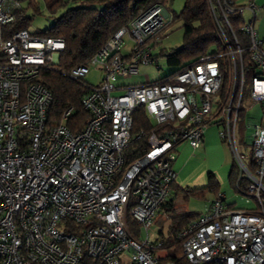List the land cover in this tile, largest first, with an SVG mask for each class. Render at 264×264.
Wrapping results in <instances>:
<instances>
[{
	"label": "built area",
	"instance_id": "obj_1",
	"mask_svg": "<svg viewBox=\"0 0 264 264\" xmlns=\"http://www.w3.org/2000/svg\"><path fill=\"white\" fill-rule=\"evenodd\" d=\"M23 1L0 0V264H174L163 262L167 249L150 232L176 178V146L199 147L211 125L239 166L237 180L248 178L257 207L229 208L219 196L175 239L191 264H264V47L256 4L206 0L218 48L157 82L125 84L152 61L171 20L168 6L155 4L118 29L67 71L80 81L90 65L101 70L99 83H84L89 118L73 133L63 123L47 125L51 95L39 81L59 63L63 39L28 29L3 37ZM235 13L244 20L241 38L229 18ZM249 68V102L261 106V121L245 122L253 172L237 138ZM139 107L153 126L133 133Z\"/></svg>",
	"mask_w": 264,
	"mask_h": 264
},
{
	"label": "trees",
	"instance_id": "obj_2",
	"mask_svg": "<svg viewBox=\"0 0 264 264\" xmlns=\"http://www.w3.org/2000/svg\"><path fill=\"white\" fill-rule=\"evenodd\" d=\"M78 2L76 6H68L69 0H49L45 7L54 13L56 8H63L60 15L54 18L52 25L40 32L39 35L45 37L61 38L64 41V49L59 53V63L51 69L40 72L39 81L49 90L51 95L50 104L47 108V125L63 123L71 132L80 131L89 118V113L84 109L81 98L84 92V79L76 81L67 76V71L72 67L83 64L94 56L111 36L120 28H127L136 17L142 15L153 5L163 3L168 6L171 12V20L164 28L167 29L176 23H181L183 29L182 42L168 50L161 49L159 55L166 57L169 65L174 70L168 75L163 76L157 81H161L171 75H175L180 70L186 68L196 60L218 48V38L211 21L206 0H186L180 12L172 11L169 7V0H71ZM238 0H232L234 5H240ZM28 6L37 10L35 0H28ZM27 7H21L15 14L13 21L4 26L3 37L21 29H28L31 17L26 14ZM231 24L238 34L243 37L240 27L243 24V17L237 13L229 16ZM161 42V41H160ZM159 42V43H160ZM153 58V56H152ZM96 65H90V67ZM98 67V66H97ZM255 74L253 68H249L246 74L245 96L243 109L240 114L238 134L240 139L244 138L245 111L249 107V87ZM93 85V84H91ZM71 108L67 117L63 118V113ZM153 124L147 118L144 109L139 107L133 113L132 132L136 133L141 128L150 130ZM244 140V139H243ZM243 142V141H242ZM135 143V142H133ZM132 144L131 146H133ZM130 146V147H131ZM250 161V162H249ZM244 163L248 170L254 171V160L251 159ZM238 166L231 164L228 175V182L236 192L247 195L246 187L249 183L248 178H240ZM236 182L238 183L236 185ZM171 188L174 195L183 190L181 187L172 183ZM213 193L217 198L219 194V183L212 173L207 174V184L202 188H195L188 191L197 197L205 196V193ZM171 195V194H170ZM175 197L163 204L161 210H165L168 223L161 226L157 232L158 239L162 240L163 246L167 249V256L163 262L174 264H191L183 257L181 244L176 241V234L188 223L196 220L202 214L196 212L175 213ZM161 210L157 217L161 216ZM255 210V209H247ZM164 214V213H163ZM156 217V218H157ZM155 222V221H154ZM127 224L131 233L138 236V223L127 217ZM201 264H223L218 261H211Z\"/></svg>",
	"mask_w": 264,
	"mask_h": 264
},
{
	"label": "rangeland",
	"instance_id": "obj_3",
	"mask_svg": "<svg viewBox=\"0 0 264 264\" xmlns=\"http://www.w3.org/2000/svg\"><path fill=\"white\" fill-rule=\"evenodd\" d=\"M28 0L22 2V7H27L26 14L31 17V22L28 27V30L31 32H40L47 28H49L55 17L61 14L63 8H56L54 13H51L46 7L43 0H35L37 5V10H34L32 7L28 6ZM186 0H169V7L172 11L180 12ZM249 0H239V4H247ZM78 2H72L69 0L68 6H76ZM256 4V3H255ZM264 4L257 3L256 6L258 9L255 12V29L259 33V35L264 39ZM250 17L249 13L246 11L244 13V19H248ZM38 34V33H37ZM183 29L181 27V23H176L171 27L165 29L161 35V42L156 45V47L152 50L153 58L149 64H140L138 67V75H135L132 79L125 81V84H136V83H150L156 81L157 79L162 78L163 76L168 75L170 72L174 70L172 65H169L167 59L163 55H159V51L161 49H170L175 46H179L182 42ZM127 39L128 46L131 44V40L125 36ZM264 45V44H263ZM129 47L123 48L124 51H127ZM83 79L90 84H97L101 79V70L97 66H92L89 68L88 73L83 77ZM118 83V82H117ZM215 125L209 126L210 128H217ZM238 138V148L239 150L245 151L247 154L251 155V150L249 147H245L240 140L239 134ZM183 143V142H181ZM179 145H182V144ZM185 144V143H184ZM188 145V144H187ZM227 148V155L229 157L230 163H234L238 166L235 161L232 153ZM188 155H192V150L189 148ZM199 161L194 160L193 158L189 160L187 164V169L184 170L183 175L181 174V180L178 176L179 184L183 190L177 192L176 195H173L176 199V205L174 207L175 213L181 212H199L200 214L204 213V209L206 204L210 199L214 197L213 193H205L203 197H197L193 194H189L188 191H191L195 188L205 187L207 182V172L204 174L203 167L198 164ZM174 163V162H173ZM173 167V165H172ZM178 162L175 163V171L177 172ZM238 172L240 174V169L238 166ZM178 174V173H177ZM182 176L183 179L182 180ZM177 180V181H178ZM181 182V183H180ZM183 186V187H182ZM221 195L225 198L227 203H232L236 207L250 208L256 205L252 194L247 193L241 194L236 192L234 188H231L227 183L221 185ZM168 223L167 215L161 214V216L155 219L154 225L152 227V232H150V238H153L157 235L158 230L161 226H166Z\"/></svg>",
	"mask_w": 264,
	"mask_h": 264
},
{
	"label": "crops",
	"instance_id": "obj_4",
	"mask_svg": "<svg viewBox=\"0 0 264 264\" xmlns=\"http://www.w3.org/2000/svg\"><path fill=\"white\" fill-rule=\"evenodd\" d=\"M43 1L46 4L49 0H43ZM249 1H253L256 4L257 3L264 4V0H249ZM255 19H256V17H255ZM257 34H258V37L262 40V42L264 44V39L259 35L258 32H257ZM127 44H128V42H127ZM263 47H264V45H263ZM245 115H246L245 120L249 121V123H251V124H253L255 122H260L261 121V106H260V104H258V103L250 104L249 107L247 108V110L245 111ZM248 132H250V130H248V129L245 130V132H244V138H243L244 140L242 143L244 144L245 147H248V145H247V133ZM179 144L176 146V159L173 163V170L175 171V163L178 162L177 172L175 171L176 178H175V181L173 182L175 184V186H178V187L181 186V184H179L178 176L181 180V177H180L181 174L183 175L184 170L187 169V164L189 163V160H191L193 158L196 161L200 160V162H198V164L203 167V170H202V171H204L203 175H205V173L207 172V174L212 173L215 176V178L217 179V181L219 183V193H221V190H220L221 185L228 182V175H229L232 163H230L229 157L227 155V148H226L227 145L224 142H222L219 138L218 128L214 129V128H210L208 126L204 131L203 140H202L201 144L199 145V147H197L195 149L190 147L187 142L181 143L182 145H179ZM189 148L192 150V155L187 154V153H189L188 152ZM241 152H243V150ZM243 153H244L243 162L247 163L251 159L252 155L247 154L245 151ZM182 180H184L183 176H182ZM206 182H207V179H206ZM228 184H229V182H228ZM173 195H174V191L171 188V195L169 196V199L174 198ZM219 195L222 197L224 204L229 208H233V209H256V207H257V203L255 206L250 207V208L236 207L232 203H227L225 198L221 194H219ZM215 198L216 197L214 196L212 199H210L208 201V203L205 206L204 212L207 211L211 202ZM175 205H176V199L174 201V207H175ZM161 213L165 214L166 212H165V210H161ZM181 213H186V212H181ZM196 213H199V212H196ZM155 237H157V235Z\"/></svg>",
	"mask_w": 264,
	"mask_h": 264
}]
</instances>
